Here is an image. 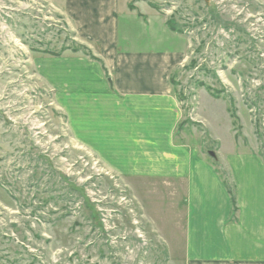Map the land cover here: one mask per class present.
I'll use <instances>...</instances> for the list:
<instances>
[{
	"label": "rangeland",
	"instance_id": "374dc122",
	"mask_svg": "<svg viewBox=\"0 0 264 264\" xmlns=\"http://www.w3.org/2000/svg\"><path fill=\"white\" fill-rule=\"evenodd\" d=\"M121 1L185 39L172 74L177 139L209 161L232 146L264 160V5ZM65 27L46 0H0V264H178L182 185L108 173L70 141L36 77V56L78 47Z\"/></svg>",
	"mask_w": 264,
	"mask_h": 264
},
{
	"label": "crops",
	"instance_id": "0c3cea01",
	"mask_svg": "<svg viewBox=\"0 0 264 264\" xmlns=\"http://www.w3.org/2000/svg\"><path fill=\"white\" fill-rule=\"evenodd\" d=\"M46 1L88 53L66 49L32 63L70 141L114 176L182 185L178 264H264L263 158L232 146L209 161L177 139L182 111L172 74L186 58L182 34L121 0Z\"/></svg>",
	"mask_w": 264,
	"mask_h": 264
},
{
	"label": "trees",
	"instance_id": "16d2710c",
	"mask_svg": "<svg viewBox=\"0 0 264 264\" xmlns=\"http://www.w3.org/2000/svg\"><path fill=\"white\" fill-rule=\"evenodd\" d=\"M167 27L168 29L171 31V32H174V33H178V34H182L181 32L175 30L172 25L170 23H167ZM66 50V49H64ZM64 50H62L60 53H57V54H50L49 56H52V57H58ZM73 53H77V52H82L84 55H87L88 56V53L85 51L84 48L82 47H77L73 50H71ZM92 59V58H91ZM94 60V59H93ZM230 196H231V200H232V204L235 203V199H234V194L230 191Z\"/></svg>",
	"mask_w": 264,
	"mask_h": 264
},
{
	"label": "water",
	"instance_id": "95a60500",
	"mask_svg": "<svg viewBox=\"0 0 264 264\" xmlns=\"http://www.w3.org/2000/svg\"><path fill=\"white\" fill-rule=\"evenodd\" d=\"M204 1V3L206 4V6H208L209 5V2H210V0H203ZM208 155L212 158V159H216V156H215V154L213 153V152H208Z\"/></svg>",
	"mask_w": 264,
	"mask_h": 264
}]
</instances>
